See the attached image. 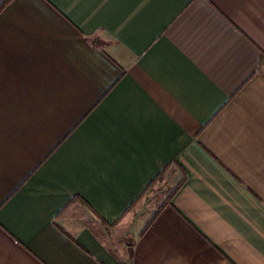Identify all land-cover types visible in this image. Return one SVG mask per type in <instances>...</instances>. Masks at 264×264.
I'll use <instances>...</instances> for the list:
<instances>
[{
	"label": "crops",
	"instance_id": "0c3cea01",
	"mask_svg": "<svg viewBox=\"0 0 264 264\" xmlns=\"http://www.w3.org/2000/svg\"><path fill=\"white\" fill-rule=\"evenodd\" d=\"M0 264H264V0H11Z\"/></svg>",
	"mask_w": 264,
	"mask_h": 264
},
{
	"label": "trees",
	"instance_id": "16d2710c",
	"mask_svg": "<svg viewBox=\"0 0 264 264\" xmlns=\"http://www.w3.org/2000/svg\"><path fill=\"white\" fill-rule=\"evenodd\" d=\"M11 0H5L1 5H0V13L2 10L5 8V6L10 2Z\"/></svg>",
	"mask_w": 264,
	"mask_h": 264
}]
</instances>
